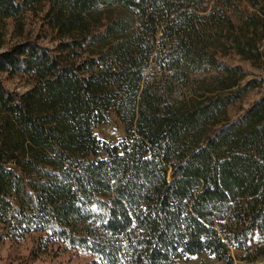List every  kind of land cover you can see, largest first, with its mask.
Masks as SVG:
<instances>
[{
	"label": "trees",
	"instance_id": "1",
	"mask_svg": "<svg viewBox=\"0 0 264 264\" xmlns=\"http://www.w3.org/2000/svg\"><path fill=\"white\" fill-rule=\"evenodd\" d=\"M241 62L264 69V0H0V239L86 264L264 257V78ZM111 112L117 145L94 132Z\"/></svg>",
	"mask_w": 264,
	"mask_h": 264
},
{
	"label": "rangeland",
	"instance_id": "2",
	"mask_svg": "<svg viewBox=\"0 0 264 264\" xmlns=\"http://www.w3.org/2000/svg\"><path fill=\"white\" fill-rule=\"evenodd\" d=\"M11 31V29H9ZM26 37L38 42L39 45L47 49H54L55 42L51 34L41 26L35 19H29L25 28ZM240 65L250 71L251 78H264V69L257 70L249 64L241 62ZM4 85L7 89L19 94L25 93L28 87L21 78L4 79ZM262 95V89L249 92L241 103L229 110V117L234 120L246 111ZM95 134L112 145H117L124 138L123 125L119 122L116 115L109 114L108 124L99 125L94 130ZM2 226H0V237L4 235ZM37 235H28L21 241H14L9 238L0 239V264H86L95 257L88 252L76 248H62L59 250H49L48 253H42L37 247ZM256 238L250 243V251H253ZM243 253L231 250V264H264V257L256 261L241 260ZM176 264H226L223 261H217L208 254L185 255Z\"/></svg>",
	"mask_w": 264,
	"mask_h": 264
}]
</instances>
